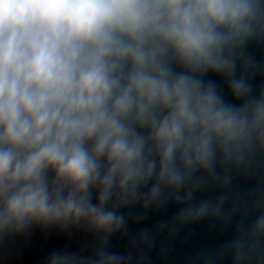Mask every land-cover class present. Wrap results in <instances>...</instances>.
Wrapping results in <instances>:
<instances>
[{"label":"clouds","instance_id":"9594fccd","mask_svg":"<svg viewBox=\"0 0 264 264\" xmlns=\"http://www.w3.org/2000/svg\"><path fill=\"white\" fill-rule=\"evenodd\" d=\"M257 35L264 0H0V232L82 220L111 232L125 217L110 202L153 178L154 199L211 172L218 152L264 144V90L236 75L237 50Z\"/></svg>","mask_w":264,"mask_h":264},{"label":"water","instance_id":"95a60500","mask_svg":"<svg viewBox=\"0 0 264 264\" xmlns=\"http://www.w3.org/2000/svg\"><path fill=\"white\" fill-rule=\"evenodd\" d=\"M172 67L186 71L175 62ZM236 75L251 83L254 94L264 90V35L237 50ZM201 76L227 103H242L226 76L211 71ZM155 182L141 186L127 204L109 203L125 217L111 232L97 231L84 220L31 222L0 232V264H48L54 252L73 254L78 264H95L101 253L123 257L122 264H264V229H253L264 216V144L227 159L218 152L211 172L201 169L180 189L161 184L160 194L147 199ZM205 204L207 210L197 215Z\"/></svg>","mask_w":264,"mask_h":264}]
</instances>
